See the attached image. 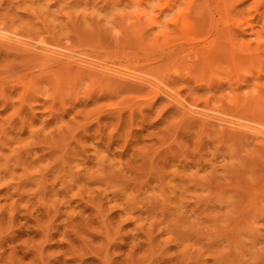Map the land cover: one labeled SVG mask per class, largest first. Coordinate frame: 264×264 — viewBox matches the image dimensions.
<instances>
[{"label":"rangeland","instance_id":"1","mask_svg":"<svg viewBox=\"0 0 264 264\" xmlns=\"http://www.w3.org/2000/svg\"><path fill=\"white\" fill-rule=\"evenodd\" d=\"M0 29L33 47L0 42V264H264V139L220 121L264 128V0H0Z\"/></svg>","mask_w":264,"mask_h":264},{"label":"bare ground","instance_id":"2","mask_svg":"<svg viewBox=\"0 0 264 264\" xmlns=\"http://www.w3.org/2000/svg\"><path fill=\"white\" fill-rule=\"evenodd\" d=\"M209 2V1H208ZM3 29V28H2ZM2 29H0V32H1V30ZM6 31V30H5ZM4 34H6V33H3V31H2V34L0 33V42H2L3 44H5L6 46H8V44H15L13 41V39H11V37H13V36H11V37H9L7 34L6 35H4ZM12 34V33H11ZM16 34V33H15ZM15 36V35H14ZM262 37V36H261ZM15 39V38H14ZM22 43V42H21ZM1 44V43H0ZM2 44V45H3ZM16 44H18V46H22L19 42L18 43H16ZM49 44V43H48ZM28 45V46H27ZM50 45V44H49ZM4 46V45H3ZM6 46H4V47H6ZM16 46V45H15ZM25 45H23L22 47H24ZM55 46V45H54ZM9 47V46H8ZM8 47H6V49H8ZM12 47H14V46H12ZM17 47V46H16ZM15 47V48H16ZM28 47H31V46H29V44H27L26 43V46L23 48V49H25L26 51H28L29 49H27ZM10 48V47H9ZM31 48H33V47H31ZM36 48V47H35ZM40 48V51H41V53L43 52L44 54H43V56L46 58L45 60H46V62L47 63H50L51 65H61L62 64V66L64 65V66H66V63L65 62H67V65L69 64V61L71 60V61H75L76 60V58L75 59H73V57H70V56H67V55H64V54H59V53H53V52H50L49 53V48L47 49V48H44V47H39ZM23 49H22V51H23ZM38 49V48H37ZM64 49V48H63ZM39 50V49H38ZM17 51H18V49H17ZM21 51V52H22ZM35 51V50H34ZM52 51H55V50H52ZM24 52V51H23ZM29 52H32V51H29ZM62 52V51H61ZM34 53V52H33ZM31 54V53H30ZM38 54H40V53H38ZM76 54V53H75ZM27 55V54H26ZM35 55H37V54H35ZM197 55V54H196ZM38 56V55H37ZM40 56H42V54L40 55ZM43 56H42V59H43ZM206 56V55H205ZM208 56V55H207ZM81 58V57H80ZM83 58V57H82ZM198 58V57H197ZM196 58V59H197ZM41 59V58H40ZM212 59V58H211ZM84 60V59H83ZM93 60V59H92ZM97 60V59H96ZM100 60V59H99ZM206 60V59H205ZM204 60V61H205ZM210 60V59H209ZM41 61V60H40ZM82 61V60H81ZM203 61V62H204ZM45 62V63H46ZM76 62V61H75ZM77 62H78V60H77ZM252 62V61H251ZM72 63V62H71ZM84 63V62H83ZM86 63V62H85ZM44 64V63H43ZM49 64V65H50ZM88 64H91V63H88ZM105 64V63H104ZM211 64V63H210ZM72 65H74V64H71V66ZM81 65V64H80ZM99 65V64H98ZM124 65V64H123ZM207 65H209V64H207ZM61 66V67H62ZM86 66V65H85ZM88 66V65H87ZM93 66V65H92ZM128 66V65H127ZM50 67V66H49ZM72 67H75V66H72ZM78 67H80V66H78ZM77 65H76V70H77ZM90 67V66H89ZM94 67V66H93ZM92 67V68H93ZM96 67V66H95ZM99 66H97L96 67V69L98 68ZM101 67V66H100ZM124 67V66H123ZM129 67V66H128ZM53 68V67H52ZM81 68V67H80ZM86 68H88V67H86ZM106 69H107V71L108 70H110V69H112V68H110L109 69V67H105ZM64 69H66V70H69V68H67V67H65ZM95 69V70H96ZM102 68H100L99 70H101ZM136 69V68H135ZM210 69V68H209ZM61 70V69H60ZM63 70V69H62ZM72 70V69H71ZM125 70V69H124ZM131 70H133V68L131 69ZM104 71H105V69H104ZM111 71V70H110ZM139 71V70H138ZM132 72H134V71H132ZM144 72H146V71H144ZM144 72H142V71H140V73H144ZM79 73V72H78ZM120 73V72H119ZM136 73V72H135ZM114 74V73H113ZM117 75H119L118 73H116ZM121 74H123V73H121ZM131 74V73H130ZM145 74V73H144ZM116 75V76H117ZM143 75V74H142ZM141 75V76H142ZM150 75H152V74H150ZM114 76V75H113ZM115 76V77H116ZM120 76V75H119ZM121 76H126V74H124V75H121ZM128 76H130V75H128ZM147 76H148V73H147ZM109 77H111V76H109ZM133 77V76H132ZM145 77V76H144ZM113 78V77H112ZM134 79H135V77H133ZM132 78V80L134 81V79ZM143 78V77H142ZM116 79H117V77H116ZM119 79V78H118ZM122 79H124V78H122ZM121 79V80H122ZM128 79V78H127ZM137 79H140V80H143V79H141V78H138V77H136V80ZM114 80V79H113ZM120 80V79H119ZM129 80H130V77H129ZM124 81V80H123ZM151 81V80H150ZM131 82V81H130ZM148 83H149V81H147ZM140 85V84H139ZM144 85V84H143ZM151 85H154V83L153 84H151ZM156 85V84H155ZM143 87V86H142ZM150 91V90H149ZM173 91V90H172ZM151 92V91H150ZM155 97V96H154ZM192 105H193V103H192ZM177 107V106H176ZM178 108H180V107H178ZM190 107H188V109H189ZM212 108V107H211ZM187 108H185V110H187V113L186 114H193L194 113V111H191V110H188ZM216 109V108H215ZM181 110V109H180ZM212 110H213V108H212ZM218 110V109H217ZM186 112V111H185ZM214 112V111H213ZM218 114V113H217ZM196 115V114H195ZM207 115V114H206ZM210 116V115H209ZM209 116H207V118L208 119H211V118H213L214 120H216V118L218 119V117H212V116H216V115H211V117H209ZM189 117V116H188ZM191 118H193L192 116H191ZM197 119V118H196ZM220 119V118H219ZM218 119V120H219ZM233 119V118H232ZM236 119H238V120H230V119H227V120H224V118L223 119H220V121H222V123H225V124H228L229 126H231V128H232V126L234 127V128H236V127H239V129H242L243 128V131H244V129L246 130V132L248 133V131H250L255 137H260V139H264V128H260V127H254L255 126V124L256 123H254V121L253 120H251V121H253L251 124L249 123V122H251V121H249V119H248V123L250 124H246V123H244L243 124V122L241 123L240 121H239V118H236ZM207 120V119H206ZM212 120V119H211ZM210 120V121H211ZM209 121V120H208ZM254 123V126L252 125ZM222 125V124H221ZM256 125H258V124H256ZM225 128V127H224ZM234 128L232 129V130H234ZM260 128V129H259ZM262 129V130H261ZM238 131V130H237ZM239 131H241V130H239ZM249 132V133H250ZM249 136H250V134H249Z\"/></svg>","mask_w":264,"mask_h":264}]
</instances>
